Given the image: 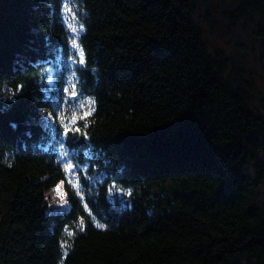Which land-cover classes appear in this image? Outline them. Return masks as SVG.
<instances>
[{
  "label": "trees",
  "instance_id": "trees-1",
  "mask_svg": "<svg viewBox=\"0 0 264 264\" xmlns=\"http://www.w3.org/2000/svg\"><path fill=\"white\" fill-rule=\"evenodd\" d=\"M196 1L69 0L72 34L65 0H0V264H264V94ZM218 13L264 83V0Z\"/></svg>",
  "mask_w": 264,
  "mask_h": 264
},
{
  "label": "rangeland",
  "instance_id": "rangeland-1",
  "mask_svg": "<svg viewBox=\"0 0 264 264\" xmlns=\"http://www.w3.org/2000/svg\"><path fill=\"white\" fill-rule=\"evenodd\" d=\"M238 0H197L196 10L191 18L202 30L203 38L210 52L220 50L229 58L238 61L240 65L247 71L257 73L256 78L257 89L264 94V83L261 79L260 65L256 62L253 50L256 49V42L251 37V29L244 27V21L240 20L236 24H231L227 19L220 16L218 11L221 9H231L235 7ZM65 7L71 10L69 0L64 2V15L66 23L72 34V28H76L74 14L72 11H65ZM215 10L214 21L206 20L207 11ZM76 43L77 38L75 37ZM73 46V44H72ZM257 50V49H256ZM261 190L264 191V185ZM49 196L53 199L61 198L60 186L57 185L49 192ZM56 203V202H55Z\"/></svg>",
  "mask_w": 264,
  "mask_h": 264
},
{
  "label": "snow or ice",
  "instance_id": "snow-or-ice-1",
  "mask_svg": "<svg viewBox=\"0 0 264 264\" xmlns=\"http://www.w3.org/2000/svg\"><path fill=\"white\" fill-rule=\"evenodd\" d=\"M65 11L68 12V11H71V10L68 9L67 7H65ZM79 30H80V31H83V25H80V29H79ZM72 31H73V32H76L77 29H76V28H72ZM72 44H73V47H74V48L78 47V45H77V43H76V40H73V41H72ZM79 57H80V61H79V62H80L81 64H84V63H85V58H84V52H83L82 49H79ZM74 87H75V86H73V90H71V96H72V97H75V96L77 95V93L74 91ZM65 91H70V90H69V89H65ZM94 104H95L94 101H90V105H91V107L89 108V110H88L87 112L84 113V116H83V117H80V119H85L86 117H88V116L91 115V113L95 110V108H94ZM73 119H75V117H73ZM12 126L15 127L14 124H13ZM85 127H87V125H85ZM75 130H76L77 132L80 131L79 128H76ZM69 131H71V129L66 125V126H65V131H64L65 136H67V134H68ZM28 134L30 135V133H28ZM78 169H79V165H78V164L68 163V164L66 165V169H65V171L68 173L69 179H71V177H72L74 171H76V170H78ZM62 183H63V182H62ZM76 187H79V184H77ZM113 189H115V186H114V185H113V188H112V189H109V191H112ZM115 190H116V191H119V189H115ZM65 203H66V201H65ZM87 207H88V206L85 205V208H86V209H87ZM96 226H97L98 228H103V227H104L103 224H99V223H97ZM80 230L83 231V221H81V223H80ZM69 235H71V233H69ZM61 247L64 248V247H66V245H62ZM65 254H66V253H65Z\"/></svg>",
  "mask_w": 264,
  "mask_h": 264
}]
</instances>
